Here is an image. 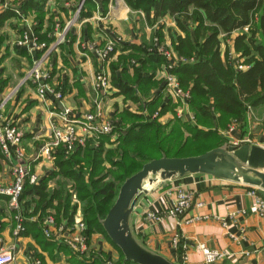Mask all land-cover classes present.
Returning a JSON list of instances; mask_svg holds the SVG:
<instances>
[{
	"label": "trees",
	"instance_id": "1",
	"mask_svg": "<svg viewBox=\"0 0 264 264\" xmlns=\"http://www.w3.org/2000/svg\"><path fill=\"white\" fill-rule=\"evenodd\" d=\"M49 1L66 18L77 11L78 22L96 12L104 15L109 3V0H12L0 7V30L8 20L33 13L30 30L37 42L43 44L39 56L55 40V20L59 21L58 30L64 26L58 13L53 15L48 8ZM65 1L69 3L66 7ZM122 1L129 10L141 13L148 25H156L165 16L171 19L174 27L166 32L177 62L167 69L169 61L157 52V44L163 41L161 25L154 32L157 44L117 47L127 53L109 63L110 86L117 95L135 104V111L125 108L114 114L109 134L88 138L83 145L74 144L70 150L58 145L50 153L54 170L35 183L23 180L19 195L23 231L18 235H29L43 252L62 254L67 264H107L106 254L87 249L90 236L96 233L118 252L117 261L109 264H133L123 261L99 223L120 184L150 160L161 156H196L223 145L225 139L218 131L224 130L228 121L242 130L248 111L264 107V0ZM5 2L0 0V5ZM82 24L88 33V23ZM74 38L69 31L65 32L63 41L57 45L63 55L71 53ZM226 42L230 46L225 45L221 53L220 45ZM237 64L245 68L238 70ZM161 66L187 93L186 106L192 114V123L176 118L174 102L162 92L164 81L154 79ZM6 84L7 79L0 75V100ZM167 112L172 119L159 122ZM113 135L110 142L115 146L105 149L103 144ZM254 193L264 203V192L254 190ZM77 208L84 225L86 250L82 252L72 251L63 242L46 238L42 233V222L49 215L56 226L69 230ZM37 260L41 263L40 257Z\"/></svg>",
	"mask_w": 264,
	"mask_h": 264
},
{
	"label": "crops",
	"instance_id": "2",
	"mask_svg": "<svg viewBox=\"0 0 264 264\" xmlns=\"http://www.w3.org/2000/svg\"><path fill=\"white\" fill-rule=\"evenodd\" d=\"M50 2L52 1H49L47 6L53 15H56ZM57 13L60 19L64 20V15ZM26 17H23L26 18L25 24L30 26L32 19L30 16ZM12 21L13 19H10L5 22L2 28L9 26ZM83 22L89 25L88 33L83 27ZM77 23L69 31L75 36L71 44V53L63 55L58 46L49 50L52 42L48 45V53L42 64L48 73L46 83L61 93L60 101L49 95L40 99L33 84L22 81L33 61L40 59L43 52L38 56L37 53L40 51L27 53L24 49L14 46L21 33L19 29H16L15 33L0 31V59H2L0 75L1 78L7 79V84L1 93L2 97L12 86L13 89L16 88L14 97L6 103L2 113L12 120L20 133V146L23 150V159L20 162L29 166L37 180L54 170L52 158H35V155L38 147L48 139L51 123L59 122L57 113L62 108H66L73 115L78 116L94 113L98 109L103 119L111 121L114 114L122 109L131 111L136 109L135 104L117 95L116 90L110 86L109 63L115 62L119 55L127 53L119 51L117 47L127 44H148L159 25L174 27L168 16L163 17L156 25L146 24L143 15L129 10L122 0H109L104 15L101 16L96 12L90 18ZM166 29H162L165 45L169 44ZM55 34L56 31L54 36ZM106 42H112L113 47L116 46L103 68L108 76L110 88L105 96L97 98L92 90L94 74L99 70L95 49L101 48ZM226 46L229 47L230 42H226ZM224 48L223 43L220 45L221 53ZM5 61L10 67L5 65ZM166 74L164 67L161 66L156 71L154 79L163 82ZM166 94L177 103V99L171 94ZM179 103L177 109L180 107ZM186 111H188L187 106ZM263 117L264 107L248 111L243 131L238 127L231 129V132L224 136L226 143L251 144L264 148ZM169 119L171 114L167 112L158 121L165 123ZM14 163L16 161L13 158L7 159L0 154V185L6 186L12 182L11 167ZM176 188L189 190L202 202L201 208L191 209L186 214V218H193L192 221L185 224L181 222L179 225H176L171 218H164L157 223L147 222L144 219L145 213L159 212L174 204ZM249 190L247 186L205 175L165 181L152 192L142 195L136 202L131 213L133 234L145 248L173 264H180L182 261L185 264H207L196 246L199 243L225 254L220 261L209 264H264V256L261 252L264 248V212L261 216L253 212V198L249 195ZM0 197H2L0 198V250L12 254L13 261L8 264H35L36 261L39 262L37 257L41 258L40 264H67L62 254L41 251L29 235L14 236L12 231L15 212L10 208L8 201L4 200L3 196ZM204 216L207 218H202ZM214 217L224 221L223 224ZM53 229L54 227L51 228ZM173 237L176 239L175 244L172 242ZM87 249L106 254L109 262L118 259L117 250L97 233L90 236ZM179 257L180 262H177Z\"/></svg>",
	"mask_w": 264,
	"mask_h": 264
},
{
	"label": "built area",
	"instance_id": "3",
	"mask_svg": "<svg viewBox=\"0 0 264 264\" xmlns=\"http://www.w3.org/2000/svg\"><path fill=\"white\" fill-rule=\"evenodd\" d=\"M6 4H1L0 7H4ZM77 11L74 13L76 16ZM55 31L57 25L54 27ZM246 32V28L242 29ZM61 34L55 35V40L49 47V50L56 47L63 41L64 30L60 31ZM14 46L17 48L24 49L27 53L40 51L43 48V44L37 42V38L30 30L29 26H26L21 32L20 36L14 42ZM113 43L106 42L101 48L95 49V56L99 65V70L94 74L93 77V93L97 98L105 96L109 89L108 76L104 72V64L108 59L109 53L112 51ZM157 52L161 53L168 61L169 65L167 69L171 67V63L177 62V59L171 52H162L161 49H157ZM48 53L47 49L42 53L40 59L33 61L32 65L24 75L22 81H29L35 88L36 95L43 99L46 95L53 97V99L60 101L61 93L55 91L51 86L46 83L48 73L43 68V60ZM237 69L242 70L245 66L237 64ZM164 86L167 93L171 94L174 99H178L180 107L177 109L178 117L183 116L186 112L188 119L191 120V116L186 111V99L187 93L181 91L174 76L166 74L164 77ZM16 88L5 94L0 100V154L5 158H13L16 163L11 167L12 182L9 185H0V196L6 197L8 204L11 209L15 212L13 216L14 227L13 235L17 236L23 231V217L19 210V195L22 189V182L25 178L28 179L29 183H35L36 177L31 173L30 168L26 164H22L20 161L23 159V150L20 146V133L13 124L12 120L7 116L3 115L2 109L6 103L14 97ZM58 123H51L50 134L48 139L43 142L37 149L35 158L44 157L45 159H51L50 153L58 145H65L67 150H70L72 145L78 144L83 145L84 141L88 138H94L99 135L109 134L112 130V124L109 120L103 119L98 109L94 113H84L82 115H73L69 109L62 108L57 113ZM231 130V129H229ZM253 188L248 191L249 195L253 198L252 210L255 214L261 216L264 212V203L255 196ZM202 207V202L197 200L193 194L184 188H176L174 190V204L161 210L159 212H147L144 215V219L147 222L157 223L162 221L164 218H171L175 221L176 225L182 223H189L193 218H186V214L191 209H199ZM204 219L207 216L202 217ZM215 220H219L221 223L224 222L217 217ZM223 224V223H222ZM51 230V228H53ZM84 225L81 222L78 211L75 213L72 226L69 230L64 231L62 225L56 226L53 218L49 215L42 222V233L44 237H51L55 241H61L66 244L72 251L82 252L86 250L85 238L82 236ZM173 244H175V237L172 238ZM198 250L201 252L205 263H215L220 261L225 254L218 250L207 248L204 244L199 243L196 245ZM264 256V248L262 249ZM249 254V253H245ZM13 261V256L8 251L0 250V264H8ZM107 264L110 262L107 261ZM35 264H40L38 261ZM180 264H185L184 261Z\"/></svg>",
	"mask_w": 264,
	"mask_h": 264
},
{
	"label": "water",
	"instance_id": "4",
	"mask_svg": "<svg viewBox=\"0 0 264 264\" xmlns=\"http://www.w3.org/2000/svg\"><path fill=\"white\" fill-rule=\"evenodd\" d=\"M193 175H205L264 192V148L251 144H226L196 156H161L144 163L120 184L112 205L99 221L124 262L173 264L136 239L131 227V213L142 195L152 192L165 181Z\"/></svg>",
	"mask_w": 264,
	"mask_h": 264
},
{
	"label": "rangeland",
	"instance_id": "5",
	"mask_svg": "<svg viewBox=\"0 0 264 264\" xmlns=\"http://www.w3.org/2000/svg\"><path fill=\"white\" fill-rule=\"evenodd\" d=\"M4 1H6L5 2V4H9L10 2H12V0H4ZM51 3V5H52V7H53V5H54V2H50ZM69 3L67 2V1H65L64 2V6L66 7L67 5H68ZM47 8V7H46ZM53 11H55V13H56V15H57V11L54 9ZM26 16H30L31 17V19H32V24H30V28H31V25H33V23H34V14L33 13H28V14H26L25 16H21V17H26ZM21 17L19 18V19H13V21L12 22H10V24H9V26L7 25V26H5L4 28H2L0 31L2 32V31H5L6 33H8V32H13V33H15V31H16V29H19L18 31L19 32H22L23 30V27L25 28L26 27V24H25V20H26V18L24 19H21ZM65 17V16H64ZM64 20H62V18H61V21L63 22V24H64V26H63V30L66 32V31H70V29H73L75 26H76V24H78L77 22V20H76V16L74 17V13L73 14H69V16L66 18H63ZM58 20H55V24L56 25H58ZM162 28L163 29H166V28H168V27H165L164 26V24L162 25ZM56 31H57V34H61L57 29H56ZM155 31V30H154ZM19 34H21V33H19ZM57 34H55V35H57ZM154 42V43H156V37L154 36V34H153V37L151 38V42ZM8 43H10V42H8ZM39 44H42V43H39ZM157 44V43H156ZM221 44H223V43H221ZM225 45H226V43H224ZM157 49L159 50V49H161V51L162 52H171V50H170V48H169V44H163V41H162V43H158L157 44ZM224 50V49H223ZM232 57H234V56H232ZM7 64V67H10V65L7 63V61H5V65ZM163 81H164V79H163ZM13 88H14V86H12V88L9 90V91H11V90H13ZM165 86L163 87V93H165V95H166V92H165ZM8 91V92H9ZM7 92V93H8ZM156 93V90H154L153 91V93ZM6 93V94H7ZM94 94V93H93ZM13 98V97H12ZM11 98V99H12ZM125 100V99H124ZM176 104V103H175ZM174 103H173V105H174V111H175V113H174V115L176 116V118L178 117V115H177V104L175 105ZM127 107H130V106H127ZM130 108H132V107H130ZM132 111H135V109H132ZM189 114H190V116L192 115L190 112H189ZM174 116V117H175ZM188 117V115L186 114V112L183 114V116H181L180 118L178 117V119H180L181 121H184V120H188V121H190V123H192L191 121H193V120H190V119H188L187 118ZM171 119H172V115H171ZM263 119H264V117H263ZM165 121V120H164ZM234 128H237L236 126H234L233 125V123H232V121L230 120V121H228V123L226 124V126H225V128H224V130H222V131H218L219 133H220V135L224 138V136L225 135H227V134H229L231 131L229 130V129H234ZM114 135L113 136H110V138L108 139V143H104L103 144V146H104V148L105 149H112L115 145L113 144V143H111L110 141H113L114 140ZM95 139H97V138H95ZM225 139V138H224ZM227 143H226V140H225V143L223 144V145H226ZM236 144V143H235ZM231 145H233V144H231ZM222 146V145H221ZM220 147V146H219ZM188 157H190V156H188ZM105 167H108V165L107 166H105ZM49 185H52V183L51 184H49ZM71 201H72V203L74 204V201H75V199H74V197H72V199H71ZM80 209H76V212L78 211V213L80 212L79 211ZM51 214H52V212H51ZM53 215V214H52ZM79 215H80V213H79ZM51 217H53V216H51ZM108 257V256H107Z\"/></svg>",
	"mask_w": 264,
	"mask_h": 264
}]
</instances>
